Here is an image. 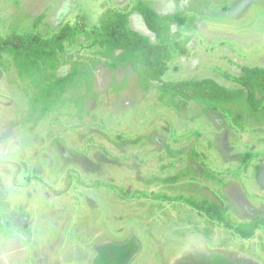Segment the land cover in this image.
Segmentation results:
<instances>
[{"label": "rangeland", "instance_id": "374dc122", "mask_svg": "<svg viewBox=\"0 0 264 264\" xmlns=\"http://www.w3.org/2000/svg\"><path fill=\"white\" fill-rule=\"evenodd\" d=\"M134 1L0 0L4 35L78 31L56 71L0 68V264H264V227L245 239L197 206L216 201L235 224L264 217V118L237 125L159 98L132 64L112 69L85 29ZM145 1L186 17L171 29L187 53L161 82L237 87L243 66H264V0ZM129 25L157 42L140 13ZM74 66V82L44 91Z\"/></svg>", "mask_w": 264, "mask_h": 264}, {"label": "trees", "instance_id": "16d2710c", "mask_svg": "<svg viewBox=\"0 0 264 264\" xmlns=\"http://www.w3.org/2000/svg\"><path fill=\"white\" fill-rule=\"evenodd\" d=\"M133 12L141 14L157 42L130 27ZM42 18L43 15L39 17L40 20ZM185 21L184 15H161L147 1L136 0L130 9H110L101 24L92 30L85 29V34L92 46L104 50L112 69L132 64L146 90L151 89L153 82H159L157 90L161 99L194 101L230 117L237 125H241L247 117L264 118V66H243L242 73L235 79L237 87H229L210 77L161 82L169 71L170 62L178 54L187 53L184 43L174 37L171 29L172 23L184 24ZM77 34V28L70 24L62 26L51 37L39 32L20 33L17 30L4 35L0 30V68L8 70L16 67L20 74L32 78L37 73L56 71L66 50V42ZM80 73V68L74 66L71 73L50 82L43 89L50 93L57 88L63 90ZM170 151L174 156L179 155L178 151ZM206 172L208 178L224 183L216 172L209 168ZM183 174L179 173L170 180L177 181ZM206 204L197 206L205 210L212 220L224 223L245 239L252 238L258 229L264 227L262 216L235 224L228 218L226 207L216 201L207 200ZM0 232H3L1 225Z\"/></svg>", "mask_w": 264, "mask_h": 264}]
</instances>
